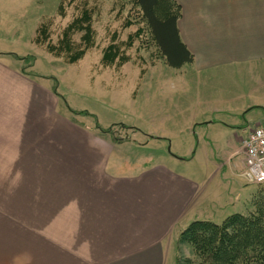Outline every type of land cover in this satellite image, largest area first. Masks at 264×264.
I'll use <instances>...</instances> for the list:
<instances>
[{
	"label": "crops",
	"instance_id": "obj_1",
	"mask_svg": "<svg viewBox=\"0 0 264 264\" xmlns=\"http://www.w3.org/2000/svg\"><path fill=\"white\" fill-rule=\"evenodd\" d=\"M177 1L182 7L180 36L194 58L167 74L183 79L186 65L198 73L231 65L263 67L264 0ZM32 88L31 97L35 95L26 108L14 100L0 105V152L36 153L32 158L39 161L23 173L30 176L22 181L29 193L20 194L16 186L13 216H0V264H170L172 244L190 222L231 205L230 187L238 184L235 177L243 176L245 167L240 144L248 135V121L242 126L194 118L181 127L166 112L162 124L180 130L152 136L149 143L161 138L176 148L135 169L125 166L126 142L116 152L112 141L92 134L58 108L61 98L53 87ZM159 95L166 93L154 92ZM219 123L229 140L196 130L185 136L181 130ZM226 141L232 146L219 163L216 150ZM203 156L206 164L221 169L212 170V182L225 175L227 195L220 186L210 193L206 180L193 170L189 160ZM245 185H237L235 198L248 195Z\"/></svg>",
	"mask_w": 264,
	"mask_h": 264
},
{
	"label": "rangeland",
	"instance_id": "obj_2",
	"mask_svg": "<svg viewBox=\"0 0 264 264\" xmlns=\"http://www.w3.org/2000/svg\"><path fill=\"white\" fill-rule=\"evenodd\" d=\"M61 3L63 8L59 6ZM84 9L92 14L95 46L79 61L69 63L66 54L51 52L47 45H58L65 27ZM128 20L132 25L127 24ZM42 25L47 28V39L39 32ZM140 26L145 28L144 33L128 45V36ZM82 34L83 31L72 34L74 50L83 47ZM111 43L119 47L127 60L117 59L109 66L105 64L103 53ZM10 52L22 58L14 57ZM258 67L253 64L231 65L198 73L186 65L183 79L174 78L167 73L179 70L169 66L160 54L135 0H0V105L6 103L8 106L14 100L18 107L26 108L35 95L31 97L32 87H56L61 98L58 108L69 112L75 117L74 120L68 115L71 121L87 126L92 134L112 141L116 152L126 142L124 156L134 165L128 163L125 166L132 165L135 169L153 158L172 153L176 148V144L169 140L163 144L161 138L149 143L152 136L180 130L162 124L166 112L175 115L181 127L194 118L205 122L216 118L242 126L249 122V132L264 125L261 121L264 116V87H261L264 65ZM174 87L179 89L174 90ZM157 90L166 95L154 96ZM171 98L175 102L173 105ZM256 104H263V107ZM69 108L89 114L73 115ZM97 123L101 128L96 127ZM181 130L185 136L188 130H196L201 135L204 131L206 136L211 133L226 135L220 123L204 129ZM225 139L229 140V136ZM242 143L243 140L240 144L243 153ZM229 146L232 142L226 141V145L222 144L216 150L218 162L226 161ZM187 147L184 141L182 150ZM35 155L15 154L10 150L0 152V216H13L16 186L20 194L29 193L22 181L30 176L23 173H26L25 167L38 166L39 161L32 158ZM189 161L193 170L196 169L206 180L210 193L220 186L221 192L224 190L225 195L228 194L229 186L223 179L225 175H216L215 182H212V170L221 169L206 164L205 156ZM236 182L246 184L244 192L250 189L248 195L237 197V200L238 184H233L230 187L231 205L222 211H210L205 217L200 215V219L221 222L229 214L252 209L251 201L255 195L264 192V182L250 183L241 175L235 177ZM202 188L205 189V185ZM8 226L14 225L10 223ZM180 233L172 244L170 264H207L188 244L180 241Z\"/></svg>",
	"mask_w": 264,
	"mask_h": 264
},
{
	"label": "trees",
	"instance_id": "obj_3",
	"mask_svg": "<svg viewBox=\"0 0 264 264\" xmlns=\"http://www.w3.org/2000/svg\"><path fill=\"white\" fill-rule=\"evenodd\" d=\"M139 7L143 23L149 28L151 38L160 54L169 66L179 68L192 62L194 55L182 41L178 21L182 15V7L177 0H135ZM60 8H63L61 3ZM128 25L132 21L128 20ZM83 31L81 43L83 47L74 50L72 34ZM145 31L143 26L128 36V45H132L135 37ZM47 39V28L42 25L39 30ZM40 40V39H39ZM95 46L92 14L84 9L82 14L73 19L63 30L58 45L48 43V49L64 53L69 63L82 59L87 51ZM17 58L16 53L10 52ZM108 66L118 60H127L121 55L115 43L108 45L102 57ZM58 94L56 87L53 88ZM59 95V94H58ZM73 115L89 114L69 108ZM97 128L101 126L97 123ZM247 212H234L221 222L196 219L190 222L180 233V241L188 244L193 252L207 264H264V192L255 195Z\"/></svg>",
	"mask_w": 264,
	"mask_h": 264
},
{
	"label": "built area",
	"instance_id": "obj_4",
	"mask_svg": "<svg viewBox=\"0 0 264 264\" xmlns=\"http://www.w3.org/2000/svg\"><path fill=\"white\" fill-rule=\"evenodd\" d=\"M245 168L243 177L250 183L264 182V125L251 130L243 139Z\"/></svg>",
	"mask_w": 264,
	"mask_h": 264
}]
</instances>
